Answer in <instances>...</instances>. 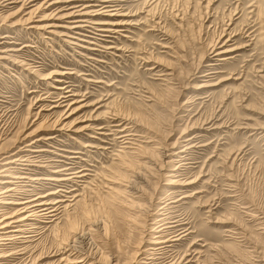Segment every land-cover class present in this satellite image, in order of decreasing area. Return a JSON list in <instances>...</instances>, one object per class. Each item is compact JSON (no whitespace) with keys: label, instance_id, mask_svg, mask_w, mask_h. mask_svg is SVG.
Segmentation results:
<instances>
[{"label":"rangeland","instance_id":"obj_1","mask_svg":"<svg viewBox=\"0 0 264 264\" xmlns=\"http://www.w3.org/2000/svg\"><path fill=\"white\" fill-rule=\"evenodd\" d=\"M51 1L36 12L18 0L0 12V53L14 50L0 60V152L50 134L52 141L38 145L54 167L37 166L30 178L63 168L70 160L59 154L76 156V170L86 175L68 183V201L56 219L33 221L27 228L36 232L25 233L32 236L0 244L6 255L0 264H135L149 223L145 210L150 201L157 209L174 190L175 199L189 197L173 203L172 214L193 232L168 256L182 259L179 264H264V0H114L118 14L88 16L110 22L85 28V35H106L95 39L65 27L74 19L65 16L90 3V11H102L97 4L103 2ZM103 27L113 31L98 29ZM215 50H227L220 55L229 58L217 60ZM209 71L214 73L200 76ZM66 89L76 95L58 105ZM150 129L159 143L148 137ZM185 131V137L201 135L200 146L185 154L190 169L179 177L195 182L175 188L163 175L171 167L158 171L157 149ZM124 134L137 135L120 143ZM183 147L179 143L176 150ZM149 160L151 169L144 164ZM117 173L136 180L142 196L111 184ZM18 182L4 200L59 189L49 180ZM1 186L0 192L16 184ZM19 207L0 203L8 216Z\"/></svg>","mask_w":264,"mask_h":264},{"label":"bare ground","instance_id":"obj_2","mask_svg":"<svg viewBox=\"0 0 264 264\" xmlns=\"http://www.w3.org/2000/svg\"><path fill=\"white\" fill-rule=\"evenodd\" d=\"M35 1H39V0H24L25 4H32L34 5V10L39 11L41 5H43L44 3H47L49 0H45L44 2H41L40 4L35 3ZM51 1V0H50ZM62 1H67V2H73V1H84V0H53L51 1L50 5L56 4V3H60ZM94 1H98V2H103L102 5L97 4L101 7L102 11L99 10H95V11H90L89 10V6L92 4H88L85 5L83 4L81 6L80 9L78 10H74L73 13L67 14L65 16V18H74L73 20H71V24H73L72 26H65L68 29H77L76 30V34H80L83 36H87L88 38H92L95 39L94 37H99V36H106V35H85L86 33H83L85 31L86 27H93L96 25H105V24H109L110 22L105 21V22H95L92 20V18L88 17L89 15L91 16H95L98 14H103V13H107L108 15H115L118 14V9L117 8V4L115 3L114 0H94ZM18 2V0H0V12L3 11V8L8 7L10 4L16 3ZM49 5V4H48ZM43 7V6H42ZM79 7L77 4L76 6H73L72 8L75 9ZM104 11H109V12H104ZM70 24V25H71ZM69 25V24H68ZM112 26L114 24H111ZM34 28H42V26H31ZM51 27V26H48ZM99 27V26H98ZM99 30L106 31V32H112L113 29L112 28H98ZM62 35H67V34H62ZM108 36V35H107ZM3 37H11L9 35H5ZM69 37H73L76 39H84L81 37H78L76 35H70ZM83 41H87L88 43H95V41L93 40H83ZM79 46H83V47H87L85 45H81L79 43H76ZM218 46V45H215ZM214 46V47H215ZM222 47V46H219ZM89 49H95L92 47H88ZM8 51H14L12 49L9 50H2L0 53V60L2 58H8ZM17 51V50H16ZM216 53L215 55H220L221 53H225L227 50H215ZM221 56V55H220ZM229 57H225V56H221L218 57L217 60H227ZM212 65V63H210ZM211 73H214L213 71H209L207 73H203L200 76H210ZM56 81L61 82L64 81L65 83L68 82L64 79H56ZM208 83V82H206ZM208 84H202L200 87H205ZM53 88L54 87H59V89H65L68 86H56V85H51ZM72 90L66 89L65 92H68V94H63L61 95V98L56 100L57 103H59L58 105L62 104V102L66 101L67 97L72 94L71 92ZM75 93H73L72 95H74ZM76 95V94H75ZM69 98V97H68ZM63 100V101H62ZM57 105H55L54 107H56ZM131 120V119H130ZM118 121V120H117ZM139 123V122H138ZM124 124H126L124 122ZM135 124V123H134ZM120 125V124H118ZM139 125V124H137ZM126 128H128L127 125H125V127L123 129H121V132L126 131ZM59 129H63V126H61ZM134 129V128H133ZM149 129V128H148ZM152 130V129H150ZM136 131V130H135ZM115 132V131H114ZM152 132V133H151ZM151 132H146L148 133V137L151 138V141H156L158 142V139L155 140L156 138H158V132L152 130ZM186 131L183 132L178 138L177 141L172 143H167L165 145H161V148H158L157 150H159V157H161V162L160 164H158V171H162L165 165V168H167V166L171 167L170 173H163L164 176H169L167 178V183L175 188H184L187 185L195 182L194 180L192 181L191 179L186 180H182L179 177L182 176V171L183 169L185 170H189L190 166H185L187 158H186V153H189L191 151V149L193 147H199L196 144V140L199 139V137L201 135H192L189 137H185ZM32 135V134H30ZM30 135H26L22 138V136L18 137L17 141H22L25 138L29 137ZM126 135H137V134H124L122 136L123 137V142L120 143H126L129 142V140L127 141V138L129 136ZM147 135V134H146ZM173 134L170 132L169 137L172 136ZM142 136V135H141ZM55 136L53 135H47V137H43V138H38L37 140H31L30 142L26 143L24 146L18 148L15 151H11V150H2L0 152V166H1V170H0V177H3L2 180H0V189H3L1 184H5V183H13L16 184L15 187H11V188H7L3 191L0 192V203H14V204H19L21 205V207H19L17 209V213L11 216L6 215V213L2 210H0V244H7L8 242L13 243V241L15 240H22V239H27L29 236L32 235H27L25 234L26 232H36L35 230H31L30 228L28 229V225L31 224V222L33 221H38V222H51L53 221V219H56L57 216L60 214V210L62 208L66 207V202L68 201V190H65L68 186L69 182L72 183H77V179L78 178H82L84 177L86 174L83 173L84 169H79L76 170V163L73 158H75L76 156H70L67 157L66 155L63 154H59L65 158H68V160H70L68 163H65V166L63 168L60 169H55L53 171V174L47 177H34V178H30V176L28 175L29 172H33L35 171V167L37 166H45V167H54V162L53 159H48L46 160L44 157V151H48L47 149H43L40 147V145H38L39 141L40 143L42 142L41 140H51L54 138ZM121 137V136H120ZM121 139V138H120ZM133 139V138H132ZM131 141V140H130ZM159 143V142H158ZM179 143H183L184 147L183 149L180 150H176V145ZM134 144V143H133ZM203 145V144H202ZM86 146H90L85 145ZM127 147V146H126ZM1 148V147H0ZM124 149V148H123ZM155 155V154H154ZM177 158V160H176ZM73 160V161H72ZM58 161H62V160H58ZM152 161V158H151ZM151 161H147L144 164L147 166L149 163L150 167L149 169H151V166L153 163H151ZM178 162V165L175 167H172L173 164L175 162ZM54 163V164H53ZM123 163V162H122ZM155 163V161H154ZM126 165V163H123ZM156 164V163H155ZM63 166V165H62ZM59 167V166H56ZM124 167V166H123ZM146 167V168H148ZM145 168V166H144ZM14 171H17V176L14 175ZM19 171V172H18ZM118 174V173H117ZM139 178L142 177L141 174H138ZM138 176H136V178H138ZM20 178L25 180L26 178L30 179V181H42V180H49V181H54L56 184L59 185V189L56 190L55 192H50L48 194L45 195H37V196H30V198L28 197H19L17 199V201L12 202L13 200H4L7 198V196L5 195L6 193L12 191V190H18L20 187V179L18 181H11L10 179H4V178ZM142 179V178H141ZM140 179V181H141ZM145 178H143L144 180ZM112 183L111 184H118L121 185L122 188H126L127 187H131L132 191L131 193L133 195H136V197H141L143 192H142V188L138 187L136 185H134L135 183H137V181L132 180L134 182L131 181H127L126 180V175L119 173L117 176H112L111 180ZM125 181H127V185L126 183H124ZM146 181V180H145ZM139 182V181H138ZM124 183V184H122ZM140 183V182H139ZM179 186V187H177ZM112 189V187H111ZM118 194L121 193V195H123V193H126V189H121V188H115ZM173 189V188H171ZM114 191V190H113ZM177 191H170L165 197H163L162 199H160V205L159 207L157 206V209L155 207L152 208V201H150V209L149 211L145 210L147 212L146 214V218H147V224L145 225V238H143L142 242L139 243L138 246V251H136V257L138 259H135L134 263L135 264H158V259L160 258H165L168 259L170 258V260L166 263V264H179L181 263L182 259L177 262V259L172 258L171 256H168V252L170 251L171 248H173L176 244V242L178 241H182L183 239H185V237H187L190 233H192L193 231L191 230V227H187V225L189 224V222L184 221L185 219L182 218L178 213L177 214H172L174 213V211L172 212L171 209H175L173 205V203H177L180 202L181 200H183L184 198L189 197L188 195H184L181 198L175 199V193ZM13 193V192H12ZM199 193V191H198ZM51 194H55L58 195V199L57 200H53L51 198ZM9 195V194H8ZM126 198V197H125ZM2 201H7V202H2ZM154 202V201H153ZM155 203V202H154ZM132 205L133 207L138 205H135V203L132 201ZM156 205V204H155ZM139 211V210H138ZM144 211V212H145ZM177 212V210H176ZM139 216V215H138ZM53 218V219H52ZM146 222V221H145ZM35 227V226H33ZM32 234V233H31ZM147 245H149V247H146ZM137 247V246H136ZM9 254H7L8 256ZM6 255L2 254V252H0V258L5 257ZM141 259L144 260H139V257H141ZM80 258V257H78ZM82 259V258H80ZM77 261L78 263H80L83 260ZM86 260V259H85ZM113 264V263H111ZM114 264H118L117 262Z\"/></svg>","mask_w":264,"mask_h":264}]
</instances>
